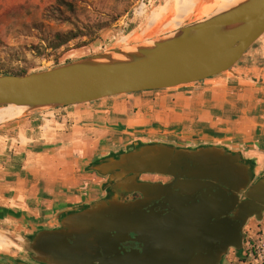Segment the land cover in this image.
Masks as SVG:
<instances>
[{
    "label": "water",
    "instance_id": "obj_1",
    "mask_svg": "<svg viewBox=\"0 0 264 264\" xmlns=\"http://www.w3.org/2000/svg\"><path fill=\"white\" fill-rule=\"evenodd\" d=\"M263 35L264 0H243L131 51L109 47L46 71L0 76V108L61 109L200 83L231 73ZM85 170L105 179L102 196L31 233L2 227L23 250L9 264H223L230 250L243 252L248 222L264 217V174L219 144L136 139L104 149ZM133 193L142 200L129 199ZM130 235L142 252L121 247Z\"/></svg>",
    "mask_w": 264,
    "mask_h": 264
},
{
    "label": "crops",
    "instance_id": "obj_2",
    "mask_svg": "<svg viewBox=\"0 0 264 264\" xmlns=\"http://www.w3.org/2000/svg\"><path fill=\"white\" fill-rule=\"evenodd\" d=\"M126 22L121 33L123 20L119 30L100 31L84 47L89 53L82 58L106 51L103 47L117 32L140 29L138 19ZM261 39L231 73L200 83L61 109L0 110V225L31 233L47 227L59 211L98 199V181L83 173V166L104 149L136 139L182 146L219 144L241 153L254 163L257 174H264ZM262 235L264 240V230ZM12 248L20 247L0 236V258L11 259L3 252Z\"/></svg>",
    "mask_w": 264,
    "mask_h": 264
},
{
    "label": "rangeland",
    "instance_id": "obj_3",
    "mask_svg": "<svg viewBox=\"0 0 264 264\" xmlns=\"http://www.w3.org/2000/svg\"><path fill=\"white\" fill-rule=\"evenodd\" d=\"M56 1L0 0V76L22 71L28 74L46 71L83 59L82 57L89 53L87 48L77 49V44L84 42L82 39L58 51L46 50V45L56 32H67L84 26L95 30L106 26L100 31L113 27L119 30L118 25L123 20L121 33L125 29L126 20L134 17L141 24L140 29L131 34L130 32L124 35L118 34L119 36L117 32L110 38L107 45L131 51L133 48L128 45H150L152 41L171 35L193 22L209 18L225 6L235 4L239 0H68L76 4V12L71 14L65 11L63 17L52 14L51 7ZM155 15H163L165 19L154 18ZM262 38L261 40H264V35ZM96 39L97 37L94 41ZM96 159L98 158L90 162ZM85 168L86 165L83 166L82 172L93 174L98 181V186L105 182V179L95 173L87 172ZM101 196L100 192L98 198ZM4 226L7 225H0V236L12 243L2 229ZM263 230L264 217L259 223L251 219L244 229L246 238L243 252L237 255L234 251H230L223 264H244L252 261L246 257L247 243L258 246ZM3 253L9 254L8 257L11 259L23 258L21 248H12L11 251ZM11 259L0 258V264H9L7 261Z\"/></svg>",
    "mask_w": 264,
    "mask_h": 264
},
{
    "label": "trees",
    "instance_id": "obj_4",
    "mask_svg": "<svg viewBox=\"0 0 264 264\" xmlns=\"http://www.w3.org/2000/svg\"><path fill=\"white\" fill-rule=\"evenodd\" d=\"M76 8L77 6L73 2H69L68 0H57L55 5L51 7V10L53 15L57 14L59 17H63L65 11L74 14L76 12ZM155 17H160L163 20L165 19V16L163 15H155L154 18ZM104 27L106 26L99 27L95 30L88 26H84L83 28H75L74 30H69L67 32H56L49 40V43L45 48L46 50L48 49L51 51H58L79 39L92 41L97 37L98 32H100V30H102ZM87 41L77 44V49L84 48L88 44ZM6 74H11L14 76H25L28 73L26 71H22L17 73H5V75Z\"/></svg>",
    "mask_w": 264,
    "mask_h": 264
},
{
    "label": "flooded vegetation",
    "instance_id": "obj_5",
    "mask_svg": "<svg viewBox=\"0 0 264 264\" xmlns=\"http://www.w3.org/2000/svg\"><path fill=\"white\" fill-rule=\"evenodd\" d=\"M143 181H148L151 183H157V182H161L164 184H168L170 182H172L171 178H166V177H161V176H157V175H145L142 177ZM129 199L131 200H142V196L139 193H133ZM129 240H127L126 242L121 244V247L127 251H139L142 252V245L140 243H138L137 241H135V236L134 235H130ZM233 251V250H230ZM229 251V252H230Z\"/></svg>",
    "mask_w": 264,
    "mask_h": 264
},
{
    "label": "built area",
    "instance_id": "obj_6",
    "mask_svg": "<svg viewBox=\"0 0 264 264\" xmlns=\"http://www.w3.org/2000/svg\"><path fill=\"white\" fill-rule=\"evenodd\" d=\"M107 45L108 44H106L103 48L106 49L110 47ZM247 246H248V252L246 257L252 260L254 264H264V240H261L258 246H254L250 242L247 243Z\"/></svg>",
    "mask_w": 264,
    "mask_h": 264
},
{
    "label": "bare ground",
    "instance_id": "obj_7",
    "mask_svg": "<svg viewBox=\"0 0 264 264\" xmlns=\"http://www.w3.org/2000/svg\"><path fill=\"white\" fill-rule=\"evenodd\" d=\"M241 1H243V0H239V1L236 2L235 4H231V5H227V6H225L223 9H221L220 11H218L217 14H219V13H221V12H224V11L228 10L229 8L233 7L234 5H236L237 3L241 2ZM226 4H227V3H226ZM215 15H216V14H215ZM193 23H194V22H193ZM191 24H192V23H191ZM151 44H152V43H151ZM225 74H227V73H225ZM225 74H223V75H225ZM0 110L16 111V112H20V113L26 111L25 108H19V107H14V106H10V107H7V108H0Z\"/></svg>",
    "mask_w": 264,
    "mask_h": 264
}]
</instances>
